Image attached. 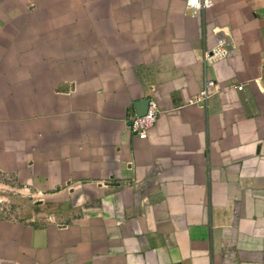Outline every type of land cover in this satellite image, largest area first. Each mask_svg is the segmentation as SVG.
I'll return each instance as SVG.
<instances>
[{"label": "crops", "instance_id": "1", "mask_svg": "<svg viewBox=\"0 0 264 264\" xmlns=\"http://www.w3.org/2000/svg\"><path fill=\"white\" fill-rule=\"evenodd\" d=\"M19 3L0 5V163L40 217L0 220V264H264V0Z\"/></svg>", "mask_w": 264, "mask_h": 264}, {"label": "rangeland", "instance_id": "2", "mask_svg": "<svg viewBox=\"0 0 264 264\" xmlns=\"http://www.w3.org/2000/svg\"><path fill=\"white\" fill-rule=\"evenodd\" d=\"M20 0H1L0 5L11 7L16 6L19 7ZM43 0H28V6L29 11L35 10L37 7H39V4H42ZM46 9V6H44ZM12 9V8H11ZM51 9L48 7L49 10ZM17 10V9H16ZM18 14V13H17ZM17 17V16H14ZM15 19H17V27L21 28L23 25L20 24L21 20H18L19 17L14 18L11 20L12 24H15ZM2 24V21H1ZM0 24V25H1ZM29 26V24H28ZM1 27V26H0ZM0 54L3 55V51H0ZM2 60V57H0V61ZM8 60V58H7ZM9 68H7L6 64L0 65V72L2 74H5V71H7ZM6 86V83L1 79L0 80V102H3V88ZM3 139H5V136H3ZM5 150V149H4ZM0 158L3 160L10 159L11 155L6 154V152H3V149L0 150ZM4 162L0 163V220L4 219H28L30 221H37L40 217L37 215L36 211V205L37 199L36 196H24L20 195L18 191L14 188L16 187V179H14L10 173L9 167H11L10 162H7L8 168H4L3 166ZM28 210V216H24L21 210ZM34 209V210H33Z\"/></svg>", "mask_w": 264, "mask_h": 264}, {"label": "built area", "instance_id": "3", "mask_svg": "<svg viewBox=\"0 0 264 264\" xmlns=\"http://www.w3.org/2000/svg\"><path fill=\"white\" fill-rule=\"evenodd\" d=\"M213 5L214 0H187L188 9L195 14L201 10L211 8ZM228 52L226 42L224 40H219L213 48L204 51L203 58L205 62L212 63L225 58ZM222 87L223 85L218 84L215 80L208 79L205 83V87L191 100V102L203 104L207 102L214 92ZM238 88L242 89V86ZM159 112L160 108L157 101L154 99L149 100L148 109L145 114L131 117L129 122L131 132L141 139L147 138L149 130L158 119Z\"/></svg>", "mask_w": 264, "mask_h": 264}, {"label": "water", "instance_id": "4", "mask_svg": "<svg viewBox=\"0 0 264 264\" xmlns=\"http://www.w3.org/2000/svg\"><path fill=\"white\" fill-rule=\"evenodd\" d=\"M140 115H142V114H140Z\"/></svg>", "mask_w": 264, "mask_h": 264}]
</instances>
